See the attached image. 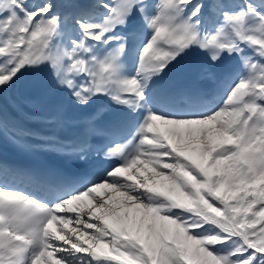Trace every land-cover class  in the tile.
<instances>
[{
  "label": "snow or ice",
  "instance_id": "1",
  "mask_svg": "<svg viewBox=\"0 0 264 264\" xmlns=\"http://www.w3.org/2000/svg\"><path fill=\"white\" fill-rule=\"evenodd\" d=\"M193 55L215 87L173 90ZM6 133L92 173L0 159V264H264V0H0Z\"/></svg>",
  "mask_w": 264,
  "mask_h": 264
},
{
  "label": "rangeland",
  "instance_id": "2",
  "mask_svg": "<svg viewBox=\"0 0 264 264\" xmlns=\"http://www.w3.org/2000/svg\"><path fill=\"white\" fill-rule=\"evenodd\" d=\"M198 55H193V56H189L187 57L183 63H182V68L181 69V75L188 77V78H193L197 67V59H198Z\"/></svg>",
  "mask_w": 264,
  "mask_h": 264
}]
</instances>
